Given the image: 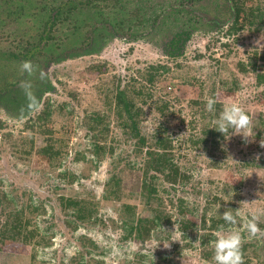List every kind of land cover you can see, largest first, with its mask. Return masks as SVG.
<instances>
[{
    "label": "rangeland",
    "instance_id": "1",
    "mask_svg": "<svg viewBox=\"0 0 264 264\" xmlns=\"http://www.w3.org/2000/svg\"><path fill=\"white\" fill-rule=\"evenodd\" d=\"M257 50L264 51V31L256 32L245 27L234 35H226L225 32L197 35L185 57L174 60L164 55L158 38L130 42L118 37L100 54L52 65L47 73L51 75L56 91L48 97L55 105L64 102L69 107L67 110L72 111V114L63 115L55 112L53 117L56 138L64 141L66 148L63 147L65 153L55 165L52 163V147L45 136L38 130L26 131L24 121L10 119L0 109V125H6L0 128V190L14 198L18 208L30 198L36 204L43 203L47 211L38 215L37 220L53 237L52 246L39 249L37 263L69 264L81 251L76 237L87 234L99 246L96 258L105 264H132L139 253L145 255V264H161L159 255L171 258L172 264H214L213 259L203 253L214 255L213 242L217 239L218 230L213 233L212 247L203 246L202 235H207L208 231L201 228V214L216 193L221 201L212 204V209L223 213L233 205L236 207L238 223L234 227L241 232L244 242L253 244L254 251L260 256L251 264H262L264 235L249 238L246 230V223L253 216L258 217V222H264V165H259L264 161V147H261V141H264V84L259 85L256 80L257 74L264 72V63L252 59L253 52ZM152 65L167 66L169 71L163 73L162 80L154 82V98L144 105L146 117L141 131L149 138L164 134L170 136L177 158L187 154V158L180 162L191 168L193 181L177 186L174 191L170 189L171 194L162 193L167 212L173 214L172 224L164 226L157 235L141 244L122 240L121 214L122 205L129 203L141 216L153 218L155 215L146 208V202L155 204V200L141 194L144 154L137 156L133 152L132 141L124 139L113 113L110 136L115 141H110V149L100 160L91 152L94 148L93 134L86 126L91 112H107L106 97L114 81H121L122 86L133 80L136 86L147 84L139 74ZM162 96H166L172 114L168 120L155 108V102ZM209 97L215 98L223 107L232 103L240 105L252 122L246 130L248 142L241 135L226 136L221 139L213 158L190 141L201 137L202 131L212 126L211 120L202 116L200 107L192 104L196 99L207 102ZM83 152L85 158L81 157ZM253 159L259 164L250 166ZM121 168L124 169L121 173L123 200L103 199L107 182ZM65 171L78 179L73 184L69 183L68 179L59 176ZM198 190L201 193L198 194ZM61 194H78L92 202L105 225L82 226L72 232L65 223L67 216L59 201ZM170 197L174 202L182 197L191 208L199 210L191 216L195 218L198 234L194 233L187 240L182 238L177 224L180 212L169 204ZM212 212L208 213L209 218ZM0 219L1 222L5 220L1 206ZM168 244L166 248L164 245ZM175 245L182 248L179 254L173 252ZM30 253V248L4 242L0 238V264H30Z\"/></svg>",
    "mask_w": 264,
    "mask_h": 264
},
{
    "label": "trees",
    "instance_id": "2",
    "mask_svg": "<svg viewBox=\"0 0 264 264\" xmlns=\"http://www.w3.org/2000/svg\"><path fill=\"white\" fill-rule=\"evenodd\" d=\"M245 27L256 32L264 31L262 0H0V109L10 119L24 121L26 131L38 130L45 136V140L52 147V163L55 165L65 153V147L64 141L56 138L53 117L55 112L63 115L72 114V111L67 110L69 107L64 102L55 105L48 97L56 91V85L47 73L49 67L81 56L100 54L118 37L130 42L158 38L162 42L164 55L174 60L185 57L191 41L197 35L209 36L223 32L226 35H234ZM252 59L264 63V51L253 52ZM26 60L38 65L46 77L41 81L39 72L31 77L39 101V106L32 111L26 109V98L18 87L19 81L27 78L22 76L19 70L21 62ZM167 71L169 68L164 65L149 66L144 73L139 72L147 83L141 86H136L135 80L123 86L121 81H114L115 84L106 97L107 112L94 110L87 116L86 127L93 134L94 148L91 152L97 158L102 160L107 149H110V141H115L110 136L113 113L124 139L132 141L133 152L137 156L144 154L141 194L155 200V204L146 202V208L155 215L153 218L141 216L135 206L124 203L121 214L124 241L133 240L144 244L164 226H171L173 214L167 212L162 193L171 194V190H176L177 186L188 185L193 181L191 168L182 164L187 154L177 158L174 153V141L170 136L164 134L149 138L141 131L142 121L146 117L144 105H147L148 100H153L154 82L162 80L163 73ZM256 80L259 85L264 84V72L257 74ZM192 104L200 107L202 116L210 119V123L223 108L217 101L215 113L207 111L206 114V102L196 99ZM22 108H25L23 113ZM155 108L167 117L166 120L170 119L169 115L172 116L166 96L155 102ZM5 126L1 124L0 128ZM212 127L213 124L207 126L201 137L190 140L195 147L204 149L211 155L210 158L215 157V150L219 148L221 139L225 138L210 129ZM79 155L80 152L76 155L78 160ZM81 157L85 158L84 152ZM256 164L259 162L253 159L250 166ZM259 165H264V161ZM128 166L132 167L129 163ZM122 171L123 168L112 174L106 184L103 199L115 202L123 200ZM59 176L68 179L71 184L78 179L69 171L62 172ZM192 186L195 187V184ZM59 201L67 216L66 226L72 232L82 226L105 225L103 218L98 217L99 210L95 205L85 198H80L78 194H61ZM219 201L221 200L215 193L213 201L203 208L201 228L208 231L207 235H202L203 246L212 247L210 242L214 238V231L225 223L221 210L214 212L215 209H212V204ZM168 202L180 212L177 224L182 238L187 240L194 233L198 234L195 218L191 216L199 210L191 208L182 197H178L176 202L170 197ZM0 206L5 216L3 222L0 219V238L4 242H15L30 248L29 263L38 264L39 249L51 247L53 238L37 220L38 215L47 213L45 206L43 203L36 204L29 198L18 208L16 200L3 190H0ZM228 208L230 209V206ZM231 208L236 215V207L233 205ZM210 211L213 212L209 218ZM258 226L264 228V222L259 221ZM76 240L81 251L69 264H105L103 260L96 258L99 246L92 238L83 234L76 237ZM181 249L179 245H175L173 252L179 254ZM254 250L251 242H244L245 264H251L254 258L260 257ZM203 255L213 259L211 252ZM159 259L161 264H172V259L166 256L159 255ZM145 262V255L139 253L132 264ZM151 263L155 262L151 260ZM261 263L264 264V259H261Z\"/></svg>",
    "mask_w": 264,
    "mask_h": 264
},
{
    "label": "clouds",
    "instance_id": "3",
    "mask_svg": "<svg viewBox=\"0 0 264 264\" xmlns=\"http://www.w3.org/2000/svg\"><path fill=\"white\" fill-rule=\"evenodd\" d=\"M20 73L27 78L21 79L18 87L24 93L27 104L26 109L29 111L35 110L39 106L38 98L34 92V84L31 77H34L39 72V79L45 80V73L39 69L38 65L33 64L32 61L26 60L20 64ZM217 101L213 97H209L206 102V110L210 113H215V105ZM25 108L21 109V113ZM251 118L245 110L238 104L232 103L224 106L216 118L212 121L214 129L224 137L233 135H241L245 142H248L249 137L246 135V130L251 127ZM261 147H264V141H261ZM224 224L220 225L217 231V239L213 242V261L214 264H245L243 244L244 238L241 232L234 226L237 225V216L233 211L226 210L222 214ZM246 230L249 238L264 235V230L258 226V217L253 216L246 223ZM166 248L169 246L164 245Z\"/></svg>",
    "mask_w": 264,
    "mask_h": 264
}]
</instances>
